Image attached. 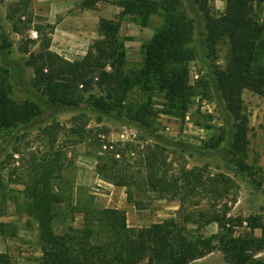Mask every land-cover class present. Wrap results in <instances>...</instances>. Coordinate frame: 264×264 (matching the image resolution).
Returning a JSON list of instances; mask_svg holds the SVG:
<instances>
[{"label": "trees", "instance_id": "1", "mask_svg": "<svg viewBox=\"0 0 264 264\" xmlns=\"http://www.w3.org/2000/svg\"><path fill=\"white\" fill-rule=\"evenodd\" d=\"M30 1L19 0L10 12L12 15L7 16L13 24V31L17 32L21 25V20L14 19V15L19 12L27 15ZM101 1L81 0L79 7L95 10ZM170 1L115 2L122 9L121 16H148L162 11L163 27L147 45L144 66L140 70L126 69L124 46L118 37L116 22L100 19L97 25L99 38L81 59L68 61L50 50L54 25L49 24L45 17L35 16L42 22L31 26L37 36L39 50L36 53L27 52L24 65L32 71L33 88L45 99L41 97L18 104L2 87L0 133L30 122L41 113V105L74 109L83 101V95L75 93L78 89L82 94L94 89L99 91V97L90 95L87 102L103 115L118 110L132 87L144 88L151 83L157 86L159 92L171 91L173 102L183 101L187 73L176 74L172 66L178 65L180 71L184 54L177 49L190 41L191 25L174 12ZM208 1L195 0L204 15L207 39L213 44L226 40L229 46L226 67L219 69L213 66L209 74L212 90L222 102V115L228 123L227 133L231 141L229 152L236 169L240 174L255 177L261 170L244 162L248 146V116L241 94L247 90L264 98V12L258 16V9H264V0H221L225 3L224 12L217 18L208 13ZM30 22L27 19L24 27H28ZM3 50L4 46H1L0 52ZM180 108L184 110L185 107L181 105ZM145 109L139 107L133 114L144 120L150 115L149 109L148 112ZM149 126L148 123L141 125L148 130ZM49 133L53 135L51 131ZM73 135L79 143L86 141L81 128ZM148 141L143 145L112 143L101 138L98 132L92 141L97 149L94 154L96 174L100 180L124 188L127 203L137 209L145 207L143 202L150 194H156L159 199L177 200V217L145 228H131L126 224L123 211L83 205L69 210L82 216L81 226L63 225L61 214L56 213L66 201L60 176L63 166L54 159L53 167V158H50L33 164L28 178L22 182L25 202L17 209L31 218L39 230L41 256L38 264H191L214 251H223L229 262H239L247 252H250L247 256L250 259L252 255L264 251V228H261V236L257 238L253 234L255 229L260 228L256 222L228 216L230 208L224 199L237 187L231 177L183 166L175 173L171 171V163H168L165 146ZM216 147L217 143H214L213 149ZM55 158L59 159V155ZM2 190L3 181L0 178V196ZM196 196L207 200L208 210H188L189 199ZM4 215L5 203L0 202V217ZM212 223L220 226V232L207 238L201 236L198 230ZM243 223H247L249 234L235 237L234 229ZM189 225L195 230H190ZM17 231L14 224L0 222L1 237L15 238ZM0 264H10L7 254H0Z\"/></svg>", "mask_w": 264, "mask_h": 264}, {"label": "rangeland", "instance_id": "2", "mask_svg": "<svg viewBox=\"0 0 264 264\" xmlns=\"http://www.w3.org/2000/svg\"><path fill=\"white\" fill-rule=\"evenodd\" d=\"M18 1L0 0V47L4 46V50L0 52V91L3 87L12 100L24 104L43 97L33 88V74L24 65V61L28 57L27 52L36 53L39 50L38 39L31 26L42 24L35 16L45 17L48 4L31 0L27 15L19 12L13 17L21 20L16 32L7 16L12 15L10 12ZM115 2L116 0H102L94 12H89L87 20L90 22L98 18V22L100 19L116 22L118 37L124 46L126 69L140 70L144 66L147 45L163 27L162 11L148 16H121L122 9ZM170 2L174 12L191 25L190 41L177 49L184 54L180 71L178 65L172 66L176 74L187 73V89L184 91L183 101L179 99L177 103L173 102L171 91L159 92L157 86L151 83L144 88L132 87L118 110L103 115L87 102L90 95L99 97V91L94 89L82 94L81 89H78L75 93L83 95V101L74 109L41 105V113L30 122L0 133V178L3 181L0 202L5 203V215L0 217V222L12 223L18 229L15 238L0 236V254H7L10 264H38L40 259L37 225L17 209L25 202L22 182L28 178L33 164L51 160L50 158H53V167L54 159L63 166L60 176L66 201L56 211L61 214L63 225L80 227L82 216L72 214L69 210L83 205L123 211L126 224L131 228H145L177 217V200L159 199L156 194H150L143 202L145 207L137 209L127 203L124 188L114 187L98 178L94 155L97 149L92 145L98 132L101 138L112 143L131 142L143 145L147 140L153 144L159 142L165 146L168 163H171V171L175 173L183 166L187 169H207L212 174L222 173L231 177L237 187L224 199L230 208L228 216L256 222L260 228L255 229L253 234L257 238L261 236V228H264V98L247 90L241 94L248 116V146L244 162L261 170L259 175L250 177L237 171L229 152L231 141L227 133L228 123L223 118L222 102L214 94L209 77L213 66L219 69L226 67L229 58L228 43L226 40L214 44L208 41L204 15L195 0ZM79 4L73 5V8L65 12V16L82 12ZM206 7L208 13L217 18L224 12L225 3L210 0ZM258 11V16H261L264 9ZM61 17L63 18V14L56 21L59 22ZM27 19L31 22L28 27H24ZM87 20V28L82 31L84 34L66 37L64 40L69 42L67 47H59L58 51L50 50L68 61L81 59L99 38L98 23L93 30ZM181 105L185 107L184 110H181ZM139 107H146L147 112L149 109V117L139 120L133 114ZM141 122L148 123L149 130L141 127ZM80 128L88 142L79 143V139L73 135ZM214 143H217V147L213 149ZM56 153L59 159L55 158ZM189 203L188 210L209 209L207 200L200 196L189 199ZM188 228L195 230L192 225ZM220 230L218 224L212 223L198 231L207 238L218 234ZM234 230L235 237L249 234L247 223ZM247 256H250V252L239 262H229L223 251H214L191 264H264V251L252 255L250 259Z\"/></svg>", "mask_w": 264, "mask_h": 264}, {"label": "crops", "instance_id": "3", "mask_svg": "<svg viewBox=\"0 0 264 264\" xmlns=\"http://www.w3.org/2000/svg\"><path fill=\"white\" fill-rule=\"evenodd\" d=\"M36 3H47L48 11L45 14V18L47 22L51 25H54V31L51 35V44L50 49L58 51L59 47H67L69 42L67 43L64 38L72 37L75 35L84 34L83 32L87 28L86 20L88 18L87 15H90L89 12L91 10H82V12L77 15H69L65 16V12L69 11L73 8V5L76 3L79 4L81 0H34ZM98 6V5H97ZM95 10H93L94 12ZM63 14V18L61 17L60 21L57 22V17ZM91 16H89L90 19ZM89 25L93 26V30H95L96 25L98 23V18L91 20H87ZM83 31V32H82ZM57 53V52H55ZM68 56H66L67 58ZM40 251V250H39ZM36 255V254H35ZM39 255L41 253L39 252Z\"/></svg>", "mask_w": 264, "mask_h": 264}]
</instances>
